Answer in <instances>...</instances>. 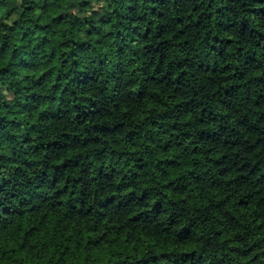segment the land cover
I'll return each instance as SVG.
<instances>
[{"label":"trees","instance_id":"1","mask_svg":"<svg viewBox=\"0 0 264 264\" xmlns=\"http://www.w3.org/2000/svg\"><path fill=\"white\" fill-rule=\"evenodd\" d=\"M0 264H264V0H0Z\"/></svg>","mask_w":264,"mask_h":264}]
</instances>
